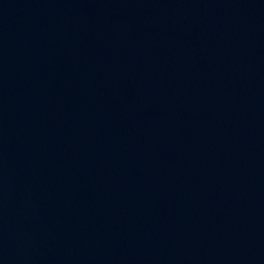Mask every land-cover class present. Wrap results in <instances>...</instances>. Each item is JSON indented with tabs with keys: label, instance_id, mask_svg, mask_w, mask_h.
I'll return each mask as SVG.
<instances>
[{
	"label": "water",
	"instance_id": "95a60500",
	"mask_svg": "<svg viewBox=\"0 0 264 264\" xmlns=\"http://www.w3.org/2000/svg\"><path fill=\"white\" fill-rule=\"evenodd\" d=\"M0 264H264V0H0Z\"/></svg>",
	"mask_w": 264,
	"mask_h": 264
}]
</instances>
